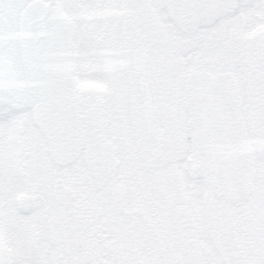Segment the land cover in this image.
<instances>
[{
  "label": "flooded vegetation",
  "instance_id": "obj_1",
  "mask_svg": "<svg viewBox=\"0 0 264 264\" xmlns=\"http://www.w3.org/2000/svg\"><path fill=\"white\" fill-rule=\"evenodd\" d=\"M230 88L249 180L197 164L185 86ZM0 264H264V0H0Z\"/></svg>",
  "mask_w": 264,
  "mask_h": 264
},
{
  "label": "water",
  "instance_id": "obj_2",
  "mask_svg": "<svg viewBox=\"0 0 264 264\" xmlns=\"http://www.w3.org/2000/svg\"><path fill=\"white\" fill-rule=\"evenodd\" d=\"M172 20L183 28L210 21L229 11L235 0H165ZM216 74L196 72L185 86V101L192 109L193 136L201 174L234 189L249 180L250 164L228 100L230 88Z\"/></svg>",
  "mask_w": 264,
  "mask_h": 264
}]
</instances>
